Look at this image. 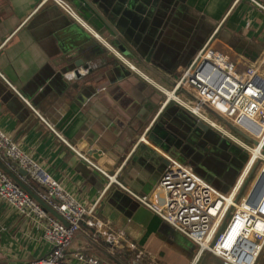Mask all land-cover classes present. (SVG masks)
Here are the masks:
<instances>
[{"label":"crops","instance_id":"0c3cea01","mask_svg":"<svg viewBox=\"0 0 264 264\" xmlns=\"http://www.w3.org/2000/svg\"><path fill=\"white\" fill-rule=\"evenodd\" d=\"M42 1L0 0V128L78 204L90 208L98 202L73 240L77 250L105 264H195L197 246L133 195L152 193L168 167L166 155L191 166L219 191L231 188L236 178L217 163L231 149L221 151L226 146L198 128L196 122H203L185 107L172 100L163 107L166 97L159 88L112 50L120 55L124 50L122 56L170 92L209 41L237 73L256 69L253 83L264 98V11L247 0H85L97 2L110 20L107 27L97 18L85 21L91 10L83 0H66L89 28L101 29L93 32L111 50L51 1ZM258 2L264 6V0ZM92 41L103 52L88 70H78L81 79L62 74L66 63L59 61ZM175 96L196 106L189 90ZM89 131L98 137L92 148L85 144ZM143 135L146 143L139 140ZM60 138L120 186L105 191L107 180ZM90 149L97 159L88 155ZM42 226L36 217L23 225L22 217L0 202V264L46 255L50 245Z\"/></svg>","mask_w":264,"mask_h":264},{"label":"built area","instance_id":"2783aa9c","mask_svg":"<svg viewBox=\"0 0 264 264\" xmlns=\"http://www.w3.org/2000/svg\"><path fill=\"white\" fill-rule=\"evenodd\" d=\"M47 1L55 4L66 16L112 50L88 27L66 0H43L42 2ZM247 1L264 11V6L258 0ZM112 51L129 70L150 85L159 88L166 97L163 107L172 100L197 116L204 125L241 152L250 155L253 149H258L257 162L262 163L260 174L264 173V154H262L264 98L253 83L256 69L237 73L229 58L213 50L208 41L197 52L172 90L168 92L151 77L141 72L130 60L116 50ZM181 89L189 90L194 94L196 106L191 107L175 96ZM24 102L29 105L26 100ZM204 105L220 115L226 123L202 114L200 110H204ZM33 112L38 115L36 111L33 110ZM40 119L43 121L41 117ZM231 127L253 139L256 145H250ZM139 140L145 142L144 135ZM61 141L77 158L86 162L107 180L105 191L112 184L120 186L115 176H110L98 168L65 140L61 139ZM165 159L168 161V167L152 193L148 197L132 194L133 197L153 215L197 246L195 264H198L205 254L218 259L217 264H256L264 250V195L255 207L247 203L251 190L240 197L253 167H250L247 174H244L247 166L240 170L229 192L222 193L199 176L188 164L178 162L167 155ZM8 160L17 163L25 171L26 176L21 175ZM0 161L3 164V169L0 168V202L10 206L22 217L23 225L31 221L33 217L42 220V236L50 245V251L46 255L21 264H72V262L105 264L97 257L85 254L73 246V240L80 229L82 220L93 215L98 202L90 208L78 204L1 128ZM10 172L14 174L12 176L17 181L33 191L39 199L59 214L62 221L44 211L27 191L10 177ZM31 184L35 186V189L31 187Z\"/></svg>","mask_w":264,"mask_h":264},{"label":"water","instance_id":"95a60500","mask_svg":"<svg viewBox=\"0 0 264 264\" xmlns=\"http://www.w3.org/2000/svg\"><path fill=\"white\" fill-rule=\"evenodd\" d=\"M83 2L86 3V5L89 7V9L91 10V13L87 11V15H85L84 13V19L85 21L87 20H91L92 22L93 21V18H97V20H99L103 25L105 26H110V20L108 18H106V15H105V12L103 10L100 9L99 5L97 6V2H87L85 0H83ZM107 6H109V4H107ZM85 12V10H84ZM89 24V23H88ZM93 28V27H92ZM96 32L100 31L101 29H94ZM98 30V31H97ZM120 47H118L119 49ZM120 53L122 55H125L124 54V50L122 49H119ZM102 49H100L93 41L92 42H87L85 43L82 47L78 48L77 51L74 52V54L72 56H70L69 58H63L59 61V64H63V63H66V67L63 69L62 71V74H66V73H69V72H72L73 75H74V78L77 79V80H80L81 79V76L78 72L79 69H82V70H88L89 69V63L91 61H93L94 59H96L100 54H102ZM78 88V87H76ZM203 109L204 111L206 112H209L213 117H215L217 120L221 121L222 123H226L225 120L220 116L218 115L216 112H214L212 109H210L209 107L207 106H203ZM196 125L198 128H200L202 131H210L211 134H214V137H216L217 140H220V143L224 146H226V148L228 149H231V154H241V151L233 146L230 142L226 141L225 139H222L218 134H216L215 132H213V130H210L206 125H204L203 123H198L196 122ZM231 129L238 135L240 136L241 138H243L245 141L249 142V143H252L253 145H256V142L249 138L248 136H246L244 133L240 132L239 130H237L236 128L234 127H231ZM86 137L89 139L87 141H85V144L87 147H90L92 148L94 145H99L97 143V140H98V137H97V134L95 132H91L89 131L86 135ZM91 151L88 153V155L92 156L94 159H97V151L93 150V149H90ZM233 151V153H232ZM231 154L228 153V156H227V159H230L231 158ZM262 154H264V147L262 148ZM242 156H244L245 159H247L248 155L243 153L241 154ZM244 159V161H245ZM9 163L23 176H26V173L25 171H23L18 165L17 163L11 161V160H8ZM218 164H220L221 162L218 160L217 162ZM222 164V170L223 168H225V164L224 163H221ZM258 164V162L256 163ZM255 166H253L252 170H251V173L247 179V181L249 180L251 174L253 173V171L255 170ZM0 168L3 169V164L1 163L0 161ZM6 173H8L7 170H5ZM239 172L237 171L234 178H236L238 176ZM11 178L19 185L21 186L25 191H27V193L31 196V198L40 206L42 207V209L44 211H46L48 214L52 215L54 218H56L57 220L59 221H62L61 217L59 214H57L55 211H53L44 201H42L41 199H39V197L33 192L31 191L30 189H28L25 185H23L22 183H20L19 181H17L13 176H11ZM217 178H221L220 174L217 175ZM234 180V179H233ZM207 181V180H206ZM246 181V183H247ZM209 182V181H208ZM213 187H215L216 185H214L212 182H209ZM233 181H232V184H231V187L233 186ZM264 173L260 174L259 177L257 178V180L255 181L251 191H250V194H249V197H248V201L247 203L252 206V207H255L258 203V200L260 199H257L256 197L258 196L260 190L264 188ZM217 190L218 188L215 187ZM230 190L229 187H227L226 190L222 191V193H228ZM261 190V192H262ZM221 192V191H220Z\"/></svg>","mask_w":264,"mask_h":264},{"label":"rangeland","instance_id":"374dc122","mask_svg":"<svg viewBox=\"0 0 264 264\" xmlns=\"http://www.w3.org/2000/svg\"><path fill=\"white\" fill-rule=\"evenodd\" d=\"M207 117L211 118L208 115H207ZM250 145H253V144L250 143ZM220 149L222 151V147ZM241 154H243V153L241 152ZM241 154H233V155L231 154V159H232L231 162H232L233 165L237 166V168L239 169L238 171L243 170L242 168L244 167L245 162L247 160V159L244 158V156L240 157V156H242ZM241 159H245V161L244 160L242 161ZM220 162L224 163V161H220ZM240 162H241V164H240ZM221 163L218 164V166L222 169L223 166H222ZM234 163H236L237 165L234 164ZM256 163L257 162H255V164H254V165H256L255 166V170L253 171V173L251 174V176H250L249 180L247 181L245 187L243 188L240 197L245 196L251 190V188L253 187L255 181L257 180V178H258V176H259V174L261 172L262 163L261 162H259L258 164H256ZM204 258H205V260L203 261L202 264H217L219 262L218 259H216V258H214V257H212L210 255H206L205 254ZM256 264H264V250L261 252L260 256L258 257V259L256 261Z\"/></svg>","mask_w":264,"mask_h":264},{"label":"bare ground","instance_id":"6f19581e","mask_svg":"<svg viewBox=\"0 0 264 264\" xmlns=\"http://www.w3.org/2000/svg\"><path fill=\"white\" fill-rule=\"evenodd\" d=\"M194 112L196 113V109H194ZM243 153V152H242ZM246 154V153H245ZM247 160L245 162V165L243 168H245L246 166V169H244V174H247V172L249 171L250 167H253L255 162L258 161L259 159V150L258 149H253L251 152H250V155L247 156ZM242 168V169H243ZM252 189V188H251ZM262 190V189H261ZM259 192L258 196L256 197L257 199H259V197L261 198L263 195H264V188L262 190V192Z\"/></svg>","mask_w":264,"mask_h":264},{"label":"flooded vegetation","instance_id":"af4514ba","mask_svg":"<svg viewBox=\"0 0 264 264\" xmlns=\"http://www.w3.org/2000/svg\"><path fill=\"white\" fill-rule=\"evenodd\" d=\"M222 149H227V148H222ZM219 160L220 161H224V164H225V168L224 169H225V172H226L227 176L230 177V178L231 177L234 178L236 172L239 169L237 168V166H235V165L232 164V162H231L232 159L231 158L230 159H227V156L226 155H223L221 153V155L219 157ZM234 164H236V163H234ZM240 164H241V162H240Z\"/></svg>","mask_w":264,"mask_h":264},{"label":"trees","instance_id":"16d2710c","mask_svg":"<svg viewBox=\"0 0 264 264\" xmlns=\"http://www.w3.org/2000/svg\"><path fill=\"white\" fill-rule=\"evenodd\" d=\"M240 157H243V156H240ZM242 161L244 160V159H241ZM31 187L33 188V189H35V186L33 185V184H31Z\"/></svg>","mask_w":264,"mask_h":264}]
</instances>
